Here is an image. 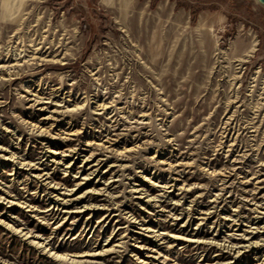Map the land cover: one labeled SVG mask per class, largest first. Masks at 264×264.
I'll list each match as a JSON object with an SVG mask.
<instances>
[{"label":"rangeland","instance_id":"1","mask_svg":"<svg viewBox=\"0 0 264 264\" xmlns=\"http://www.w3.org/2000/svg\"><path fill=\"white\" fill-rule=\"evenodd\" d=\"M0 264H264V11L0 0Z\"/></svg>","mask_w":264,"mask_h":264},{"label":"water","instance_id":"2","mask_svg":"<svg viewBox=\"0 0 264 264\" xmlns=\"http://www.w3.org/2000/svg\"><path fill=\"white\" fill-rule=\"evenodd\" d=\"M78 4L89 8V1L90 0H76ZM254 3L260 10L264 11V0H249Z\"/></svg>","mask_w":264,"mask_h":264},{"label":"bare ground","instance_id":"3","mask_svg":"<svg viewBox=\"0 0 264 264\" xmlns=\"http://www.w3.org/2000/svg\"><path fill=\"white\" fill-rule=\"evenodd\" d=\"M38 244H40V243H38ZM42 246H43V245H42ZM101 255H102V254H101ZM57 258H60V259H61V258H62V256H61V257H59V256L57 255Z\"/></svg>","mask_w":264,"mask_h":264}]
</instances>
